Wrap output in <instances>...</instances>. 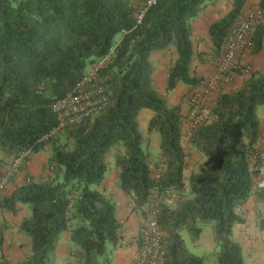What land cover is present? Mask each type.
Listing matches in <instances>:
<instances>
[{"label": "trees", "instance_id": "obj_1", "mask_svg": "<svg viewBox=\"0 0 264 264\" xmlns=\"http://www.w3.org/2000/svg\"><path fill=\"white\" fill-rule=\"evenodd\" d=\"M214 1L157 0L136 24L134 15L144 0H0V155L11 160L29 152L23 170L50 146L46 181L28 177L0 200V210L11 214L18 205L29 208L18 227L29 244L20 246L27 253L17 264H54L64 233L69 264H110L111 251L120 246L121 225L115 203L105 196L104 178L118 149L113 162L118 188L142 219L163 190L188 189L181 200L172 205L160 200L157 207L165 264H205L186 248L183 234L194 245L206 224L217 263L245 264L232 229L246 223L243 206L249 199L256 209L264 206V185L254 187L263 166L251 158L256 143L264 142L255 114L256 106L264 112V74L250 72L239 87L217 96L208 119L188 138L204 164L185 178L182 101L169 106L157 92L149 60L155 51L175 53L166 94L177 84L187 88L185 95L199 87L204 79L196 67L205 54L195 49L192 21ZM247 1L232 0L228 13L209 25L216 57ZM257 7L264 13V0H257ZM263 38L264 25L256 28L252 54L261 51ZM109 53L103 71L110 82L108 107L42 141L56 127L52 104L73 90L87 65ZM141 109L153 114L148 132L159 136L157 159L142 148L136 120ZM258 212L256 225L263 229ZM0 264L10 262L3 256Z\"/></svg>", "mask_w": 264, "mask_h": 264}, {"label": "built area", "instance_id": "obj_2", "mask_svg": "<svg viewBox=\"0 0 264 264\" xmlns=\"http://www.w3.org/2000/svg\"><path fill=\"white\" fill-rule=\"evenodd\" d=\"M157 0H144L136 10L134 19L139 24L148 8L152 7ZM264 25V13L255 6L245 8L239 15L235 23L229 29L222 45L220 54L215 58V64L210 74L203 83L191 90L186 101L189 112L185 115L183 122L182 137L188 141L189 135L195 127L204 123L209 116L211 108L214 106L217 96L230 88L237 74L247 77L251 72V67L247 59L252 54L253 38L256 28ZM113 49H110V53ZM110 53L91 64L76 86L56 100L51 110L56 118V127L45 135L41 140L45 141L55 134L68 127H74L85 122L87 119L104 111L109 105L110 82L108 74L104 73V68L109 61ZM264 142L259 141L255 145V152L251 154L253 162H260L264 165ZM29 152L20 154L11 159L6 170L0 176V200L1 195L10 179L18 173L24 164ZM188 162V158H186ZM51 168L48 169L50 174ZM263 169L260 176L255 180L254 187L264 185ZM47 175L41 179L46 181ZM152 177L158 179L157 173ZM29 181V179H27ZM157 192L156 190H154ZM188 194V189L183 192L175 190H163L160 197L152 200L151 210L143 219L139 231V243L136 256L132 264H165V253L161 246L162 234L158 227V205L160 200L177 202L184 195ZM2 249L0 247V257Z\"/></svg>", "mask_w": 264, "mask_h": 264}, {"label": "crops", "instance_id": "obj_3", "mask_svg": "<svg viewBox=\"0 0 264 264\" xmlns=\"http://www.w3.org/2000/svg\"><path fill=\"white\" fill-rule=\"evenodd\" d=\"M231 2L232 0H216L207 5L204 11L192 21V38L195 43V49L198 52L208 54L204 55L203 62L199 64L196 69L197 75L203 79H205L212 71L216 58L210 50L211 43L208 35L209 25L228 13L231 9ZM250 5H257V0H248L245 8ZM205 46L206 49L202 50ZM172 58L175 59L174 57ZM169 60L170 58H168L166 51H158V54L154 57V61H150L153 67V85L157 90H159L158 92H161L163 96L166 97L169 106L177 105L180 101H182L181 113L185 116L189 112V106L186 99H181L180 96L187 91V88L181 84H177L173 91L164 94ZM247 62L251 67V72L264 74V38L261 51L256 54H251V56L247 59ZM244 78L245 76L237 74L231 87L225 89L224 92L234 90L239 87ZM260 125L264 129V120L260 121ZM158 142V134L156 132H151L149 133L148 142L145 145L149 148L152 144L154 147L158 148ZM186 151L188 153V166L184 171L185 178L189 177L192 173L197 172L204 164V160L199 158L200 156L197 158V160L200 159V163L195 164V162H193V158L195 155L197 156V154L190 148ZM158 154L156 153V156L153 158L157 157ZM36 156L37 155L32 156L26 164V167L10 179L2 193L1 198L9 196L16 186L24 182V179H27L28 177L37 179L44 174L43 170H41L37 165L38 160ZM110 160L109 171L106 173L104 178L105 196L115 203L116 219L121 225L119 230L120 246L111 251L110 264H132L138 250L139 231L142 226L143 219L137 211L133 210V204L130 198L118 188L117 173L113 166L114 157L110 158ZM10 161L11 160L7 159L3 160L0 155V176H2ZM262 172V177L264 178V165ZM165 203L168 205L173 204V202L169 201H165ZM17 209L19 210L16 214L0 210V236L2 239L1 248L5 257H10L13 251H19L18 248L20 246H26L29 244L28 238L21 233L18 228L22 219L28 215L27 209L20 205L17 206ZM258 210L261 211V219L264 220V206H257L256 209L253 198L249 199L243 206L246 223L235 225L232 229L233 238L242 248V255L245 264H264V228L260 229L258 225H256V220H258L257 216H260ZM256 212L258 215H256ZM206 242L207 248H212V240L210 244L208 240ZM61 243H64L65 246H69L70 243L68 241V234H63L56 249V259L62 262L63 256H61V252L63 251V247L61 246Z\"/></svg>", "mask_w": 264, "mask_h": 264}, {"label": "rangeland", "instance_id": "obj_4", "mask_svg": "<svg viewBox=\"0 0 264 264\" xmlns=\"http://www.w3.org/2000/svg\"><path fill=\"white\" fill-rule=\"evenodd\" d=\"M250 6H255V5H250ZM205 49H206V46L202 50H205ZM166 52L168 54V58H170L169 64H168V68H169L170 63L174 60L172 57L175 58L176 55H175V53L173 52L172 49H170V50H168ZM154 53H155V55H154ZM157 54H158V51L153 52L152 55L150 56L151 58L149 60L150 61H154V57ZM204 54H207V53H204ZM213 56L216 57L215 55H213ZM88 68H89V65H87L85 67V71H87ZM168 68H167V70H168ZM196 69H197V67H196ZM158 91L159 90H157V92ZM164 91H165V87H164ZM158 93L162 94L161 92H158ZM164 94H166V93L164 92ZM185 94H186V92L183 93L180 96L181 99H186L187 95H185ZM255 114H256L257 118L260 121L264 120V112H263L262 106H256ZM152 115L153 114H152V112L150 110L141 109L137 113L136 120H137V124H138L139 133H140V135L142 137V148L145 151H147V152L149 151L150 155L153 158L154 156H156V153L158 154V148L154 147L152 144H151V146L149 148H147V146L145 145L148 142V138H149L148 122H149L150 118L152 117ZM151 139H152V136H151ZM184 141L185 140L182 137V146H183V148L185 150H187V149L189 150L190 147L188 145V141L186 143H183ZM147 149H149V150H147ZM118 150L121 151V149H118ZM118 150H114L112 152V156L110 158L114 157L116 155L115 152L118 151ZM36 155H37L36 158L38 160V164L37 165L40 167L41 170H43V173H44L43 175H41L39 177V178H42L44 175L48 174V169L49 168H48L47 160H48V157L50 155V146H47L43 151H40ZM198 157H199V155H197V156L195 155L194 158H193V162H195V164L200 163V159L197 160ZM110 158L108 160L109 162L111 161ZM199 158H201V157H199ZM153 159H157V157H155ZM3 160H6V159H3ZM49 175H47V176H49ZM24 181H25V179H24ZM24 207L27 209V212L29 214V208L27 206H24ZM183 238H184V244H185L186 248L189 250L190 253L203 258L205 264H218L217 260H216L215 251H214L215 250L214 245H211L212 248H207V242L206 241L208 240L209 244L211 242V225L210 224H206V225L203 226L199 243L197 242L194 245L191 244L186 234H183ZM28 241H29V239H28ZM61 244L60 245L63 247V251L61 252V254H62L61 256H63V258H62L63 261L61 262L58 259H56L54 264H69L72 261V259L69 257V248L68 247L70 246V244H69V246H65L64 243H61ZM211 244H213V243H211ZM18 249H19V251H17V250L13 251L12 255H10V257H6L8 259V261L10 262V264H17L18 261L23 259L24 254L27 253V250L21 249V247H19ZM3 256H4V253H3V250H2V256L0 258H2Z\"/></svg>", "mask_w": 264, "mask_h": 264}]
</instances>
